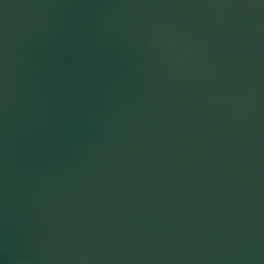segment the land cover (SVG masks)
Returning a JSON list of instances; mask_svg holds the SVG:
<instances>
[{"label":"water","instance_id":"95a60500","mask_svg":"<svg viewBox=\"0 0 264 264\" xmlns=\"http://www.w3.org/2000/svg\"><path fill=\"white\" fill-rule=\"evenodd\" d=\"M0 264H264V0H0Z\"/></svg>","mask_w":264,"mask_h":264}]
</instances>
